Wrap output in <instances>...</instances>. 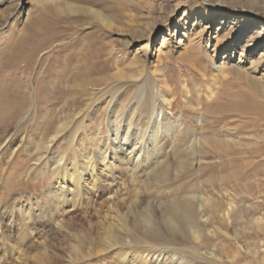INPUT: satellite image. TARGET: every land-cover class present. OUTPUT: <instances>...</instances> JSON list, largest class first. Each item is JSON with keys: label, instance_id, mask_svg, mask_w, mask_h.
Segmentation results:
<instances>
[{"label": "rangeland", "instance_id": "1", "mask_svg": "<svg viewBox=\"0 0 264 264\" xmlns=\"http://www.w3.org/2000/svg\"><path fill=\"white\" fill-rule=\"evenodd\" d=\"M15 1L0 0V21L7 23L6 28L0 24V264H19L20 259L25 264H140L139 252L160 256L148 264H164L165 257L173 258V264L189 258L195 264H264V138L256 140L257 134L264 135V119L254 113L240 116L241 110L234 108L241 101L264 104V64L258 60L264 44L252 53L243 47L247 39L263 34L259 28L264 27V0H65L96 9L100 17L70 13L56 23L58 38L46 52L10 62L7 53L26 35L28 12L39 14L44 4L52 6L49 0H25L16 11ZM102 16L110 19L109 26ZM247 22L256 24L236 35ZM87 48L98 52L89 59L93 64L81 56ZM136 55L138 63L130 65ZM138 64L143 68L140 79H117L120 69L135 71ZM90 65L93 77L107 79L99 86L105 92L88 102L89 97L78 94L82 91H70L69 84L74 72ZM160 90L168 104L155 114L154 124L169 121L173 128L156 140L164 150L150 154L152 167L164 161L154 167L157 172L148 173L151 167L134 181L123 156L105 166L107 170H98L99 153H110L116 145V126L129 122L142 127L148 119L145 104ZM134 92L144 95L139 105L134 104L136 111L127 108L131 99L126 103ZM20 97L26 99L25 106L10 114ZM33 98L37 103L32 108ZM110 108L116 114L114 125ZM24 110L30 117L21 122ZM64 121L67 127L48 153L64 157L62 164L70 171L80 174L88 166L99 174L97 186L86 182L80 187V203L67 202L65 211L64 202L48 193L59 174L42 168L46 157L35 159L48 131L51 134ZM124 133H117V141H123L128 135ZM129 135L126 147L137 140L136 134ZM147 140L145 135L138 145ZM120 148L123 154L124 146ZM73 181L66 182L73 187ZM190 193L198 196L194 204L201 218L199 237L171 239L161 210L139 207L137 225L151 247L143 250L146 243L133 240L136 247L106 249L103 218L111 199L128 201L120 211L129 214L127 224L134 225L127 212L132 199L163 205L172 196ZM24 206L31 211L25 212ZM225 207L229 213L222 216L220 209ZM193 245L201 246L206 255V250L214 252L216 259L191 254Z\"/></svg>", "mask_w": 264, "mask_h": 264}, {"label": "bare ground", "instance_id": "2", "mask_svg": "<svg viewBox=\"0 0 264 264\" xmlns=\"http://www.w3.org/2000/svg\"><path fill=\"white\" fill-rule=\"evenodd\" d=\"M89 1L90 2H100L101 0H89ZM49 2H51L52 6L50 7V3H49V5H47V3L44 4L42 7L43 9H40L41 11L39 14L35 13L34 15H32L31 11L28 12L27 22L23 26V32H25L26 35H23L21 38H19L15 42V47L12 50H10L9 53H7V57H8V60L10 62L13 61V59L15 57H17V58H26V57L34 58L35 56H37L39 54V52H41V51L46 52L50 48V45L58 38L57 35H58L59 31L56 30V27H57L56 23H59V21L62 18H68V16H70V13H75L77 11H81L82 13H84V15H88V14L92 15L93 14V16L95 18L100 17L98 10L92 9L91 7H86V6L84 7V6L80 5V3H73V2L65 1V0H49ZM15 3H16L14 5L15 10L18 11L19 8L24 5L25 0H16ZM35 3H36V1L34 2L33 5H35ZM101 20L106 22L107 26H109L108 22L110 21V19L108 17L102 16ZM0 24L3 25V28L4 27L6 28V26H7L6 22L1 23V21H0ZM254 24H256V23L247 22L245 24V26H243L236 33V35L241 34V36H242V33H244V30L246 31L247 29L252 28ZM2 25H0V26H2ZM260 29L262 30V29H264V27H260L259 30ZM261 32L263 34L259 37V39L256 40V39H254V37L253 38L251 37V38L247 39V41L245 42L243 47L252 53L254 51V49L262 46L264 44V37H263L264 31H261ZM236 35H234V38L238 37ZM23 46L28 47V49H22ZM94 50H96V49H94ZM18 54H21V55H18ZM96 54H98V52L95 51L92 53L90 48H87L81 52V56H83L86 61H89L90 64H93L91 62L92 60L91 61L89 60L90 57L94 56V58H95ZM94 58H93V60H94ZM258 60L259 61L261 60L262 64H264V52L261 55V58H258ZM89 62H86V63H89ZM6 63H8V62H6ZM6 63H4V64H6ZM137 63H138V59H137V55H136L130 65H134ZM137 66H138V70H135V71L133 70L131 72L128 71L127 69H120L119 72H117L118 73L117 79H119V80H126L127 79L130 81L140 79V77L143 74V72H142L143 68L139 69L140 64H138ZM158 69L161 71V68L156 67V70H158ZM93 70L94 69H93L92 65H90V67H88L86 69H78L76 72H74L73 79L70 81V84H69L70 91L75 92L74 93L75 95H76V90H77V92L82 91L81 93H78V94L81 97H85V96L89 97V99L88 98L86 99V100H88V102L92 101L93 99L95 100V98L97 97L98 94H103L102 92L104 91V89L102 90L100 87L102 85V81L104 79H107V77H105V76L93 77L91 75ZM260 83L262 84L261 88H263L264 87V85H263L264 84V73H263V78L261 79ZM113 88L114 87L111 86L108 89L113 90ZM18 89H17V91H18ZM100 90H102V91H100ZM262 91H264V89ZM122 94L124 96L127 94V92L124 93V91H122ZM48 95H49V92H47L45 97H48ZM129 96L130 97H129V99H127L126 103L129 102L130 99H131V102H129L127 104V108H130V109L134 108L135 111L138 110V108L136 106L135 107H133V106H134V104L139 105L140 102L143 101V97H144L143 93H140L139 97L137 96L136 92L130 94ZM69 97L67 98V100L69 99ZM159 97L161 98L162 103H160V101L158 99ZM19 99L21 101L19 103L16 102L17 105L14 106V109L12 110V108H10L11 109L10 114H12L14 111H17V112L22 111V107L25 106L24 102L26 101V99H24L23 97H20ZM77 99L80 100L79 96L78 97L72 96V98H71V100H77ZM35 103H37V102L33 98V100L30 103L32 108H33ZM164 103L168 104L167 98H166L165 92L160 90L159 96L157 98L155 97V95L151 96L148 98V101L145 104V108H146L145 114L147 115L148 119H147L146 123L144 122L145 124L142 127L140 125H135L132 127L131 126L132 124H130L129 122L127 124H125V126H123L122 124L119 126H116V130H115L116 131V136H115L116 140L114 139L115 142L113 141L116 145H113L111 147V150H108V151H110V153L106 152V150L105 151L103 150V151H101L102 153H99L98 163L101 166L98 167V170L100 169L101 171H103L105 166L108 168L109 165L116 164V163H118V161L120 162V156H123V158H121V159L125 162V164L127 163V165L133 171V173L135 175L134 181L138 180V178H139L138 174L139 173H145V171L147 172L148 170L151 169V167H152V161L150 159L151 152H158L160 154L164 150V146H161V144H156V140L159 139V136H162L163 134H168V132L171 131V129L173 128V126L172 127L170 126L169 121L168 122L160 121L159 124H157V126L154 124L155 120L158 119L157 117L155 118V114L157 113L158 116L161 114V111L164 108ZM130 106H132V107H130ZM111 108H110V113H109V117L111 119L110 118L109 119H110L111 125H114L113 124V120H114L113 117H115L116 114H114V112H112L113 110ZM231 108H232V106H231ZM234 108H235V111L241 110L240 114H239V111L236 112L240 116L249 117L254 113L259 118L264 119V104L263 105L261 103L260 104L259 103L249 104V103H246L245 101L244 102L241 101L240 103H234ZM26 109H27V107H26ZM28 109H29V107H28ZM157 109L160 110V112H158ZM122 111L124 112L125 110H122ZM25 113L26 114H24V117L23 116H22L23 118L21 117L22 118L21 122L26 121V119H28L30 117L29 116L27 118V116L29 115V111H25ZM259 121H261V120H259ZM65 126L67 127V121L62 122L59 125H56V129L51 134H50V131H48V133H47L48 135H46L47 140L44 142L45 147L43 146V143H42L41 148L37 149L39 152V155L35 158V159H37L36 161H38V159L40 161L41 157H46L45 158V160H46L45 164H43L44 166L43 167L41 166V167L43 169H45L46 171H48V173L51 172L53 175L59 174V176L53 177V178H55L54 179V187L48 193H51L52 195H54L55 198L62 200V202H64V203H62L63 207H64V209H63L64 211L66 210V208L68 206L67 202L68 203L69 202H75L76 200L78 201V199H80V198H78L79 194H80V187L81 188L83 186L86 187L88 182L91 183V186H93V187H95V185L97 186V182H98L97 179L99 177V174H97V172L91 171L92 169L90 170L88 168V166L83 168V170L80 174L78 173L79 172L78 170L77 171L76 170L70 171V170H72L71 168H69L65 164H62L64 157L55 155L54 154L55 151L48 153L52 149V148L51 149L49 148L50 145L62 133V130L65 129ZM119 128H121L122 130H120ZM152 129H153V131H151ZM121 131L123 133L125 132L128 135H125V138H123V141H117V136H118L117 133L121 132ZM130 133L136 134L135 136H136L137 140L134 142L133 145L126 147L129 144L128 143L129 140L127 137L131 136V135H129ZM145 135L148 137L147 142L144 144L138 145V143H140V141L144 138ZM257 135L259 138L257 137L256 140H258V139L261 140L264 138V135H262V134L260 136H259V134H257ZM113 142H112V144H113ZM194 143L196 145V141H194ZM121 146H122V148L124 146L123 149H125L123 154L119 153L122 150L120 148ZM237 146H238V144H237ZM104 149H106V148H104ZM195 149H196V147H195ZM48 154H50V156H51L50 159H48V156H49ZM86 159H88V158L86 157ZM89 159H90V157H89ZM50 161H52V164H49ZM163 162L164 161H161L160 163H158V165H155V166L158 167L159 165H162ZM154 167H152V170H150L148 173H151V172L156 173L157 167L156 168H154ZM107 168H106V170H107ZM43 169H39L40 170L39 174L44 173L41 171ZM32 170H34V169H32ZM34 172H36V171H34ZM37 172H38V170H37ZM77 177H80V180H79L80 182L75 183L74 181H76ZM74 178H75V180H74ZM67 180L69 181V183L74 180L73 181L74 182L73 187H70V185H68V182H66ZM86 182H87V184H86ZM111 182L113 183V179ZM115 187H116V193L118 194L119 187L116 184H115ZM45 194L47 196V193H45ZM173 195H175V194H173ZM195 200H198V196L193 195L192 193L185 194L182 196L181 195L180 196H174V197L172 196V198H169L167 200V202H165L163 205H161L162 202L152 201L149 199H147L146 201L143 199H140V200L132 199L127 205V207H128L127 212H129L130 214L133 215L132 217H133L134 225H130V223L128 222L130 225L129 226L127 224V221L129 220V218H128L129 214L127 213L128 214V217H127V216H124V214L120 211V205L121 204L125 205V204H127L128 201L125 198H120L117 200L111 199L108 202L109 205H107L108 207L106 209V212H105L104 218H103V222L106 223V225H107L106 226L107 235L104 237L106 239V241H105L106 249L112 251L114 249H118L121 247H124V248L136 247L134 245L135 243L133 242V240L135 242H139V243L145 242L146 244H143L141 247V248H143V250L149 249L148 247H151L149 244L150 238L148 236H143L144 234L141 233V230H139V227H138V225H139L138 220L139 219L141 220L140 216L137 214V212H139L137 210L139 207L146 208L147 210H148V208L150 210L160 209L161 213H162L163 223H164L165 230H166L165 233L169 234L172 237L171 239L181 238L182 240H186L187 238L191 237V235H193V236L196 235L199 237L198 234L201 232V225H200L199 221H201V218H200V216H198L199 208L196 204H194ZM78 203H80V202L78 201ZM24 204H26V202ZM29 204L31 205L30 202H29ZM21 207H22V205L19 208H21ZM24 207H23V210L25 212H27L28 209H26V206H24ZM226 208H228V207H225L224 209H220V215H222V216L228 215L229 212L227 211ZM30 211H28L27 213H29ZM127 214H125V215H127ZM127 218H128V220H127ZM57 221H59V218ZM137 223H138V225H137ZM57 226H60V225H57ZM146 228H148V227H146ZM28 236L29 235H27V237ZM23 238H24V236H23ZM23 241L25 242L24 239H23ZM27 244H28V242H27ZM26 246L28 247L29 245H26ZM190 247L193 251V253H191V254L195 253L197 255H202V256H204L205 259H208V258L216 259V258H214V255H213L214 252L210 253L206 250L205 252L208 253V255H206L205 253L201 252V250H200L201 246L193 245ZM138 254H140V256H139V259H137V260H138V262H140V264H148V262L150 263L152 260H158V261L160 260L159 255H152L150 258L149 254H146L143 252H139ZM172 255H170V256H172ZM19 257L20 256H18V258ZM70 257H71V259H73V256H70ZM181 257L183 258V256H181ZM38 258H39V256L33 257L32 260L34 262H36L39 260ZM163 261H164L163 262L164 264H173L174 259L171 257H165ZM123 262H125V261H123ZM19 264H25V263H24V261L22 262V260L20 259ZM176 264H195V263H194L193 259L189 258V259H185L184 261L177 260Z\"/></svg>", "mask_w": 264, "mask_h": 264}]
</instances>
